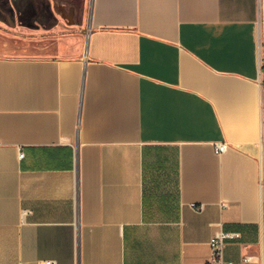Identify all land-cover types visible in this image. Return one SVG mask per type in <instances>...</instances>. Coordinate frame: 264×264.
<instances>
[{
	"label": "crops",
	"instance_id": "0c3cea01",
	"mask_svg": "<svg viewBox=\"0 0 264 264\" xmlns=\"http://www.w3.org/2000/svg\"><path fill=\"white\" fill-rule=\"evenodd\" d=\"M2 1L0 264H264V0Z\"/></svg>",
	"mask_w": 264,
	"mask_h": 264
},
{
	"label": "rangeland",
	"instance_id": "374dc122",
	"mask_svg": "<svg viewBox=\"0 0 264 264\" xmlns=\"http://www.w3.org/2000/svg\"><path fill=\"white\" fill-rule=\"evenodd\" d=\"M14 14V25H10V13L0 15V54H24L27 48L23 47L22 39L30 34L37 35L39 29L47 26L48 18L42 15L38 16L36 11L31 14L28 11H12ZM52 41V38H47Z\"/></svg>",
	"mask_w": 264,
	"mask_h": 264
},
{
	"label": "built area",
	"instance_id": "2783aa9c",
	"mask_svg": "<svg viewBox=\"0 0 264 264\" xmlns=\"http://www.w3.org/2000/svg\"><path fill=\"white\" fill-rule=\"evenodd\" d=\"M228 145L225 142H219L214 145V152L221 153L227 149ZM19 156H22V152L19 153ZM191 208L196 211L201 210L202 205L197 203H190ZM239 237V233L236 232H221L219 235L212 236L208 241L209 247V257L203 264H237L236 261L226 259L224 257V248L228 239H233ZM255 255L247 254L242 256L240 263H246L253 261ZM259 260L262 259V255L259 254ZM38 264H57L52 259L41 260Z\"/></svg>",
	"mask_w": 264,
	"mask_h": 264
},
{
	"label": "trees",
	"instance_id": "16d2710c",
	"mask_svg": "<svg viewBox=\"0 0 264 264\" xmlns=\"http://www.w3.org/2000/svg\"><path fill=\"white\" fill-rule=\"evenodd\" d=\"M1 2H0V5H1V8L3 9V10H6V11H10L8 8H6L5 6H4V1H2V0H0ZM11 20L13 21V17H11Z\"/></svg>",
	"mask_w": 264,
	"mask_h": 264
}]
</instances>
